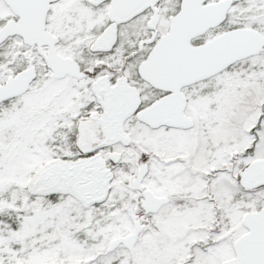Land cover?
Masks as SVG:
<instances>
[{
  "label": "snow or ice",
  "instance_id": "1",
  "mask_svg": "<svg viewBox=\"0 0 264 264\" xmlns=\"http://www.w3.org/2000/svg\"><path fill=\"white\" fill-rule=\"evenodd\" d=\"M0 264H264V0H0Z\"/></svg>",
  "mask_w": 264,
  "mask_h": 264
}]
</instances>
